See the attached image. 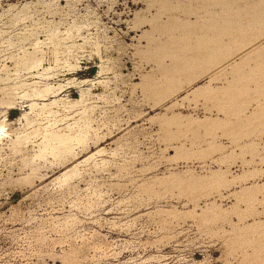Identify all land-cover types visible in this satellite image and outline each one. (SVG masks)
<instances>
[{"label":"rangeland","instance_id":"obj_1","mask_svg":"<svg viewBox=\"0 0 264 264\" xmlns=\"http://www.w3.org/2000/svg\"><path fill=\"white\" fill-rule=\"evenodd\" d=\"M238 18L264 0H0V264H264V125L201 91Z\"/></svg>","mask_w":264,"mask_h":264},{"label":"crops","instance_id":"obj_2","mask_svg":"<svg viewBox=\"0 0 264 264\" xmlns=\"http://www.w3.org/2000/svg\"><path fill=\"white\" fill-rule=\"evenodd\" d=\"M233 26L236 33L231 39L235 44V50L224 64L207 74L204 80H208L210 84L202 87L201 91L204 92L202 95L213 96L219 102L224 98L226 103L233 104V115L225 114L224 117L234 121L225 125L257 127L264 125L262 122L259 123V119L264 120V108L258 105L264 102L262 97H258L264 96V89L258 93V80L252 83L250 76L257 79L258 72H261L264 80V35L258 36V30H264V25L259 26L255 21L251 22L250 18H243L240 22L233 23ZM224 73L226 84L215 89L213 83ZM218 118L221 119V115Z\"/></svg>","mask_w":264,"mask_h":264},{"label":"bare ground","instance_id":"obj_3","mask_svg":"<svg viewBox=\"0 0 264 264\" xmlns=\"http://www.w3.org/2000/svg\"><path fill=\"white\" fill-rule=\"evenodd\" d=\"M5 126H6V124L3 122V121H1L0 122V140L3 138V132H5L4 131V128H5Z\"/></svg>","mask_w":264,"mask_h":264}]
</instances>
